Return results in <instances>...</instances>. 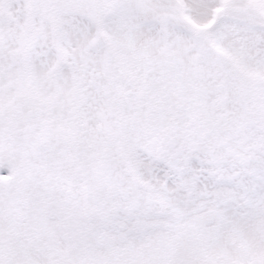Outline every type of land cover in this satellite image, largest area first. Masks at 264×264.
Masks as SVG:
<instances>
[{"label":"snow or ice","instance_id":"snow-or-ice-1","mask_svg":"<svg viewBox=\"0 0 264 264\" xmlns=\"http://www.w3.org/2000/svg\"><path fill=\"white\" fill-rule=\"evenodd\" d=\"M0 264H264V0H0Z\"/></svg>","mask_w":264,"mask_h":264}]
</instances>
